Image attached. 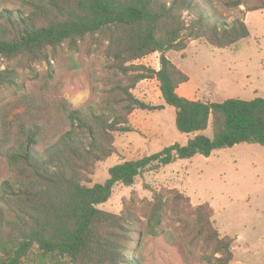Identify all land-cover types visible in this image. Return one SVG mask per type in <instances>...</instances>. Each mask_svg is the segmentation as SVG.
<instances>
[{"label":"trees","instance_id":"16d2710c","mask_svg":"<svg viewBox=\"0 0 264 264\" xmlns=\"http://www.w3.org/2000/svg\"><path fill=\"white\" fill-rule=\"evenodd\" d=\"M214 9L210 2H207ZM228 10H264L263 0H227ZM194 15L189 24L184 14ZM106 60L104 89L98 101L75 108L65 98H45L26 88L16 69L0 71V264H140L130 248L139 242V219L99 209L116 186L131 188L144 174L198 156L209 159L238 145L264 147V99L205 103L181 97L190 82L169 53L182 54L188 41L204 40L224 50L250 37L244 19L226 23L197 0H0V59L35 73L64 51L70 70L89 38ZM159 54V71L141 62ZM149 80L159 83L165 107L175 110L185 146L123 162L109 170L103 185H93L97 165L116 154V135L134 132L135 111H161L133 95ZM100 82V81H99ZM10 92L9 99L3 93ZM209 128L212 137L203 133ZM147 234H165L163 225L182 227L189 239L180 247L196 264H234V239L215 228L209 204L193 207L178 190L155 192L146 206ZM184 237V236H183ZM184 237V238H185ZM190 264V263H188Z\"/></svg>","mask_w":264,"mask_h":264},{"label":"rangeland","instance_id":"374dc122","mask_svg":"<svg viewBox=\"0 0 264 264\" xmlns=\"http://www.w3.org/2000/svg\"><path fill=\"white\" fill-rule=\"evenodd\" d=\"M197 1L204 11L226 23L244 19L250 37L224 50L204 40H190L184 58L171 52V62L191 81L183 90L192 100L212 104L231 99H264V10L243 15V7L226 9L227 0ZM184 19L189 24L194 15L185 13ZM97 40L98 36L87 39L74 56L80 64L77 71L70 70V54L66 51L51 61L55 71L53 81L48 79L50 67L46 63L35 66V73H31L21 69L16 61L0 59V71L16 69L25 87L36 95L48 99L63 97L79 108L98 101L100 91L105 88L101 80L106 77L107 63L102 51L96 50ZM159 58V54L148 57L142 65L157 70ZM9 94V91L3 93L8 99ZM133 95L151 107L160 106L156 82L147 88H137ZM135 112L130 117L134 132L116 135V154L97 165L90 186L105 184L109 170L123 162L159 154L175 144L182 146L184 136L176 129L174 109ZM211 135L209 128L206 136ZM170 190H178L190 198L193 207L209 204L214 209L215 228L222 237L229 236L235 241L234 264H264V147L243 144L217 152L209 159L198 156L191 161H177L158 172L144 174L131 188L116 186L110 201L99 209L117 216L127 211L135 213L140 224L133 236L139 242L130 249L135 251L132 255L140 264H196L198 250L193 257L180 248L189 239L182 233V227L172 222V214L163 225L165 234L157 238L147 234L144 218L147 204L152 202L155 192Z\"/></svg>","mask_w":264,"mask_h":264},{"label":"crops","instance_id":"0c3cea01","mask_svg":"<svg viewBox=\"0 0 264 264\" xmlns=\"http://www.w3.org/2000/svg\"><path fill=\"white\" fill-rule=\"evenodd\" d=\"M170 54L171 53H169V57H170ZM156 55V54H155ZM151 57V56H150ZM147 59V58H146ZM146 59H144L142 62H141V64H143L145 61H146ZM160 69V68H159ZM159 69H157V71H159ZM157 83V84H159L156 80H149V81H144V82H142V83H140L138 86H137V88H139V87H146L147 88V86H150L151 84H153V83ZM191 82V81H190ZM189 82V83H190ZM189 83H187V84H189ZM187 84H185V85H183V86H181L180 87V89L178 90V94L181 96V97H183V98H186V99H189V100H192L191 98H190V96H188L187 95V93L183 90L185 87H186V85ZM136 88V89H137ZM136 91V90H135ZM146 93H149V92H145V94ZM159 93H160V96H161V92H160V89H159ZM139 100H141L142 102H143V100L142 99H139ZM145 103V102H144ZM146 104V103H145ZM160 106H163V107H165V104H164V101L162 100V97H161V103H160ZM159 106V107H160ZM166 109H167V107H165L163 110H161V112H164V111H166ZM134 113H136V112H134ZM207 132V131H206ZM206 132H204L203 134L206 136ZM182 135V134H181ZM184 137H183V144H182V146H185L187 143H188V141L189 140H191V139H193L194 138V136L195 135H189V136H187V135H183ZM207 137H209V138H211L212 137V135L211 136H207ZM216 154V153H215Z\"/></svg>","mask_w":264,"mask_h":264},{"label":"clouds","instance_id":"9594fccd","mask_svg":"<svg viewBox=\"0 0 264 264\" xmlns=\"http://www.w3.org/2000/svg\"><path fill=\"white\" fill-rule=\"evenodd\" d=\"M80 98H78V101H79Z\"/></svg>","mask_w":264,"mask_h":264}]
</instances>
